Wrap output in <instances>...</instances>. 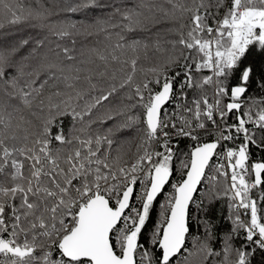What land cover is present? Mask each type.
<instances>
[{
    "label": "trees",
    "instance_id": "trees-1",
    "mask_svg": "<svg viewBox=\"0 0 264 264\" xmlns=\"http://www.w3.org/2000/svg\"><path fill=\"white\" fill-rule=\"evenodd\" d=\"M239 9L264 12V0H0V242L9 234L28 251H0V264H44L70 232L68 207L85 190L100 185L96 194L120 200L131 165L154 148L146 112L167 84L176 92L161 121L192 133L156 149L127 211L135 224L113 230L114 250L122 255L133 239L136 264H163L158 243L191 153L215 141L229 160L210 163L184 248L168 264H264V242L246 230L247 222L264 228V173L259 185L253 176L264 164V22L232 52ZM212 39L217 86L227 90L217 99L220 120L208 108ZM232 102L240 107L230 110ZM240 148L248 156L243 175L235 165ZM157 172L170 181L146 203ZM57 252L64 264H90Z\"/></svg>",
    "mask_w": 264,
    "mask_h": 264
},
{
    "label": "water",
    "instance_id": "water-1",
    "mask_svg": "<svg viewBox=\"0 0 264 264\" xmlns=\"http://www.w3.org/2000/svg\"><path fill=\"white\" fill-rule=\"evenodd\" d=\"M198 21V18H196ZM257 26V25H256ZM249 70L243 75V83L248 81ZM245 87L237 88L236 95L245 93ZM173 85L167 84L161 88L153 98L151 106L146 112V123L149 131L154 133L160 124L163 109L170 103ZM240 103L232 102L229 109H238ZM219 148L218 142H208L196 147L190 158V165L184 180L176 189L175 200L165 224L158 248L162 252V263L168 264L181 253L189 234V212L193 199L205 177L207 169ZM248 163L247 152L240 148L235 165L240 168ZM264 164H257L253 169L254 183L263 182ZM170 181V174L157 172L149 187L146 203H152L164 191ZM135 193V188L129 186L123 192L116 207L111 206L105 196L93 197L79 211L75 228L60 242V251L64 257L73 262L88 261L91 264H136V242H126L122 255H118L111 242L113 230L120 224L128 211ZM264 237V228L260 227ZM0 251H8L16 255H26L28 251H21L9 244H0Z\"/></svg>",
    "mask_w": 264,
    "mask_h": 264
},
{
    "label": "built area",
    "instance_id": "built-area-1",
    "mask_svg": "<svg viewBox=\"0 0 264 264\" xmlns=\"http://www.w3.org/2000/svg\"><path fill=\"white\" fill-rule=\"evenodd\" d=\"M252 10L249 9H239L237 14H236V18L238 20L241 19V17L244 15L245 19H246V15L247 13L251 12ZM206 53L209 56V62L205 64V68L208 70H211L213 72V76L215 78V82H214V93H215V98L214 101L210 102L208 105L209 110H213L216 114L217 120H220V115L218 114V109H219V104L217 103V99L220 96V93H226L227 90L225 88H219L217 86V76L220 74L219 71V64L218 61L216 59L215 56V49H214V41L213 39L211 40V42L209 43L208 48L206 49ZM202 67V65H198V68L200 69ZM175 89L173 87V94L175 93ZM172 96L170 99V103L172 101ZM169 103V104H170ZM175 124L172 122L170 124V129L168 128V125L165 124V122H162L160 119V124L158 126V129L156 132L152 133L153 137V143H154V148L149 151L145 156H143L142 159L137 160L136 162H134L131 165V172L128 173L129 175V186H133L135 188L136 183L140 182V178H145L147 175V169L148 167H150L155 158H156V149L157 148H167V146L170 144L172 137L176 134V133H181L184 135L187 134H191L192 130L191 129H183V128H179V129H175ZM171 130H175V132L173 134H171ZM221 130V129H220ZM229 150L227 149H223L222 151H220L219 153L216 152L215 157L217 158V161L220 160H224L225 162H227L229 160ZM214 157V158H215ZM245 168L244 166L239 168L238 171V175H243L245 173ZM230 177L233 178L234 174L230 173ZM128 186V187H129ZM127 187V188H128ZM101 186L97 185L93 190L87 189L85 190V193L83 194L82 197H79L78 199H76L75 201H73L67 210V217L64 220V228L68 231H72L73 228H75V226L77 225V221H78V216H79V211L82 207H84L93 197L95 196H105L107 198V196L110 195L109 191H105V192H99L96 194V192L98 190H100ZM234 196L237 198V192L235 189L232 190ZM135 193H136V188H135ZM134 193V195H135ZM108 199V198H107ZM121 199V198H120ZM134 199V197H133ZM109 202H115V206L116 207L118 205V203L120 202V200H117L116 198H109L108 199ZM133 201V200H132ZM238 201V199H237ZM111 204V203H110ZM238 208H241L240 202L238 201ZM129 210V209H128ZM1 222H4L3 218H0ZM121 222L125 223V224H135L134 218H132V216H130L129 214H126L123 216ZM246 230H247V237L248 238H254L256 240H258L259 242H264L263 240V236L261 234L260 231V227L256 222H250V223H246ZM69 232V233H70ZM68 233V234H69ZM64 238V237H63ZM61 242V241H60ZM2 244H9L11 245L13 248H19V249H23L27 247V244L24 243L23 245L17 246L15 245V242L12 238L11 235H7L5 237L2 238V241L0 242ZM264 244V243H263ZM59 250L56 249V245L52 246V249L48 252L47 257L44 260V264H64V262L61 259V256L58 254V257L55 256L56 253H58L57 251L60 252L61 255H63V253L60 251V243L58 244ZM64 256V255H63ZM90 263V262H89ZM91 264V263H90Z\"/></svg>",
    "mask_w": 264,
    "mask_h": 264
},
{
    "label": "rangeland",
    "instance_id": "rangeland-1",
    "mask_svg": "<svg viewBox=\"0 0 264 264\" xmlns=\"http://www.w3.org/2000/svg\"><path fill=\"white\" fill-rule=\"evenodd\" d=\"M245 16L243 15L240 20L235 22L233 34V51L235 50H243L245 44L250 39V36L254 33V26L256 24L264 22V12L263 11H251L247 13Z\"/></svg>",
    "mask_w": 264,
    "mask_h": 264
}]
</instances>
